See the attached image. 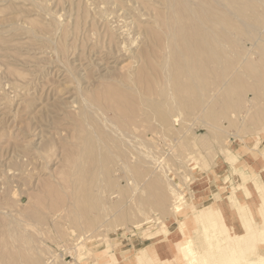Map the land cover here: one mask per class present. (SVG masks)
<instances>
[{
    "label": "rangeland",
    "instance_id": "rangeland-1",
    "mask_svg": "<svg viewBox=\"0 0 264 264\" xmlns=\"http://www.w3.org/2000/svg\"><path fill=\"white\" fill-rule=\"evenodd\" d=\"M115 4L0 0V264H242L256 258L246 250L257 240L259 249L264 244V84L243 96L215 98L212 116L183 110L179 132L154 130L157 159L149 163L154 151L142 146L147 158L136 165L140 173L113 172L122 162H109L99 173L106 183L97 178L99 192L72 189L80 175L64 154L76 141L80 91L92 100L100 75L137 63L135 45L107 65L101 59L109 33L117 31L111 24L125 20ZM239 36L242 46L234 51L250 50V61L264 72V29L254 38Z\"/></svg>",
    "mask_w": 264,
    "mask_h": 264
},
{
    "label": "bare ground",
    "instance_id": "bare-ground-1",
    "mask_svg": "<svg viewBox=\"0 0 264 264\" xmlns=\"http://www.w3.org/2000/svg\"><path fill=\"white\" fill-rule=\"evenodd\" d=\"M111 1L116 3L114 8L125 11V20L111 24V27L117 26V31L109 33V49L100 53L104 55L101 59L104 64L113 58L119 60L126 54L122 52L124 48L127 50L135 45L132 59L137 63L125 72L120 70L119 74L108 70L99 77L96 75L98 80L92 83L90 89L92 100L80 91L82 88L79 89L82 108L77 123L75 120L76 141H70L73 145L65 152L64 161H69L71 169L81 177L76 178L79 181L74 180L72 189L74 187L76 191L82 186L87 194L94 187L98 190L97 178H102L99 173L109 162H122L113 172H121L125 176L140 173L136 165L143 162L144 157L147 158L142 146L153 149V156L148 152L151 155L148 162L153 163L158 141L154 130L159 132L158 128L162 127L181 131L178 128L185 120L180 115L183 110H189L196 116H212L215 114V98H231L235 93L243 96L246 89L261 88L264 84L262 67L260 69V65L250 61L251 51H244L245 54L234 51L237 45L242 44L239 33L254 38L264 29V0ZM128 18L131 20L128 21ZM65 27L66 24L63 30ZM259 61H264V53ZM243 62L247 65L241 69ZM249 78L256 79V83L249 84ZM210 84L214 85L211 93ZM133 157L136 163L130 166ZM73 176H70L71 179ZM136 180L135 183L138 182ZM82 182L84 185H81ZM148 193H153L152 188ZM90 197L87 195L82 203H90ZM99 198L102 200L101 196ZM104 204L101 202L102 206ZM260 246L259 249L257 240L256 247L246 250L247 255L248 252L257 253V257L242 264H264V244Z\"/></svg>",
    "mask_w": 264,
    "mask_h": 264
}]
</instances>
